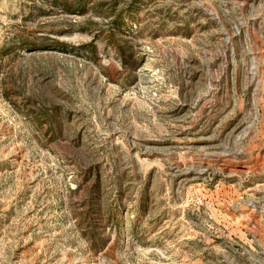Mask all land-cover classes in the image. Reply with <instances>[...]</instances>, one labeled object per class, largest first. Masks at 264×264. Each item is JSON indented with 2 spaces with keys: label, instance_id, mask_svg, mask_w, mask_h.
Segmentation results:
<instances>
[{
  "label": "rangeland",
  "instance_id": "obj_1",
  "mask_svg": "<svg viewBox=\"0 0 264 264\" xmlns=\"http://www.w3.org/2000/svg\"><path fill=\"white\" fill-rule=\"evenodd\" d=\"M0 264H264V0H0Z\"/></svg>",
  "mask_w": 264,
  "mask_h": 264
}]
</instances>
